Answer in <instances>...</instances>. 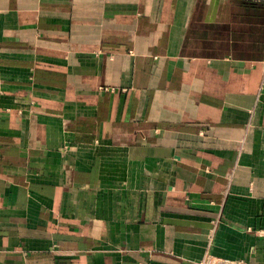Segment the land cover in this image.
<instances>
[{"label": "crops", "instance_id": "obj_1", "mask_svg": "<svg viewBox=\"0 0 264 264\" xmlns=\"http://www.w3.org/2000/svg\"><path fill=\"white\" fill-rule=\"evenodd\" d=\"M264 0H0V264H264Z\"/></svg>", "mask_w": 264, "mask_h": 264}, {"label": "built area", "instance_id": "obj_2", "mask_svg": "<svg viewBox=\"0 0 264 264\" xmlns=\"http://www.w3.org/2000/svg\"><path fill=\"white\" fill-rule=\"evenodd\" d=\"M260 93H264V77L260 86ZM201 264H228L226 262H221L215 258H213L212 256H208L203 262H201Z\"/></svg>", "mask_w": 264, "mask_h": 264}]
</instances>
